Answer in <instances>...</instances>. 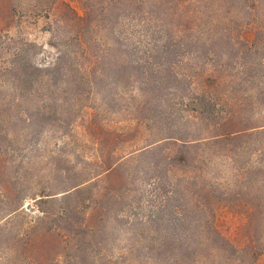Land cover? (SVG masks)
<instances>
[{
	"label": "trees",
	"instance_id": "obj_1",
	"mask_svg": "<svg viewBox=\"0 0 264 264\" xmlns=\"http://www.w3.org/2000/svg\"><path fill=\"white\" fill-rule=\"evenodd\" d=\"M0 264H264V0H0Z\"/></svg>",
	"mask_w": 264,
	"mask_h": 264
},
{
	"label": "rangeland",
	"instance_id": "obj_2",
	"mask_svg": "<svg viewBox=\"0 0 264 264\" xmlns=\"http://www.w3.org/2000/svg\"><path fill=\"white\" fill-rule=\"evenodd\" d=\"M41 24L40 22L35 23L34 20L29 19L28 21H25V23L23 24L24 26H21V27L15 26L7 34L8 36H12L16 39L21 38V37H26L30 40H34L38 45V48H37L38 53L35 56V61L38 63L47 64L52 61L53 56L55 55V50L52 47H50V45L48 44L49 34L43 31ZM7 34H5L4 36H6ZM2 39L4 38L2 37ZM85 102H94L96 104L95 101H91L90 99L88 100L86 99ZM92 106H94L93 103H92ZM100 108L101 109L99 111L102 113L101 117L109 119L108 113L105 111V113L107 114L106 115L102 107ZM95 113H96V108L94 107H92V109L87 108L86 110H84V112L82 113V119H79V121L76 122L72 132L71 131H69L68 133L65 132L64 135H63L62 129L61 131L53 132L52 131L53 129H48V128L43 130L39 135L31 134L32 141H31L30 146L33 145V148H31V150H29L25 155L27 156L30 155L31 157L34 156V158H36V155L40 156V155H47L49 153H54V154L57 153V154H60L61 157L71 158L72 160L69 159L70 164L73 163V165H76L75 171L77 172L80 171V168L82 167H85L86 170L90 168H95L94 164H84L85 158L92 157L93 152H94V147L91 145V142L89 141L90 136L86 132L85 124L95 115ZM110 117L113 120L117 121L115 126H120V127L122 124H124L123 121L125 120L122 118H126L125 115H123L122 113L120 114L114 113L110 115ZM109 124L113 126L112 124H115V123H109ZM74 141H76V145L81 148V151H82L81 154L84 155L83 158H79L78 152L74 153L75 152L73 149L75 147ZM72 142H74V144ZM96 165L98 164L96 163ZM40 167L41 165L37 167H33V168L37 169ZM131 212L132 211L128 212L127 215L132 216ZM142 212H145V211H142ZM231 220L237 222L236 221L237 219L234 220L230 218L229 215L223 218V222L221 223L222 231L229 233V231H232L234 228H236L235 227L236 223H232ZM122 234H125V232H123ZM125 237H126V234L123 235L122 238L120 237L122 241H120L119 243H116L118 247H115V250L121 249V248L127 249L131 245V243L126 242Z\"/></svg>",
	"mask_w": 264,
	"mask_h": 264
}]
</instances>
